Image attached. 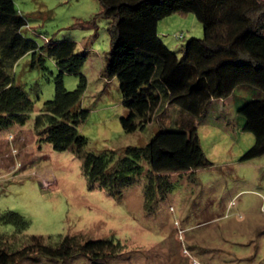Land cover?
Masks as SVG:
<instances>
[{"label":"rangeland","instance_id":"374dc122","mask_svg":"<svg viewBox=\"0 0 264 264\" xmlns=\"http://www.w3.org/2000/svg\"><path fill=\"white\" fill-rule=\"evenodd\" d=\"M13 1L26 19L25 36L40 47L50 39L73 40L75 51L86 55L79 103L87 115L77 125L87 141L83 151L112 152L118 158L126 146L145 145L158 123L154 119L131 132L121 127L119 117L126 110L117 77L104 73L110 37L99 0ZM157 30L178 55L184 42L203 35L202 23L192 13L167 15ZM42 55L26 53L12 69L14 82L33 108L25 123L0 129V212L24 217L27 226L17 235L21 239L30 234L52 240L59 234L78 235L112 238L123 248L95 259L82 252L67 257L36 254L16 264H264V154L241 159L254 138L242 128L237 110L256 90L237 88L213 101L198 123L199 141L211 165L171 173L147 194L143 162L141 175L110 192L90 185L82 154L56 150L38 139L34 118L44 101L53 98L59 74L54 59ZM61 78L68 90L80 83V74L64 72ZM1 231L11 234L14 225L0 223Z\"/></svg>","mask_w":264,"mask_h":264},{"label":"trees","instance_id":"16d2710c","mask_svg":"<svg viewBox=\"0 0 264 264\" xmlns=\"http://www.w3.org/2000/svg\"><path fill=\"white\" fill-rule=\"evenodd\" d=\"M100 14L108 19L110 48L104 73L116 76L125 113L119 117L126 132L156 120L158 130L143 146H126L115 158L112 152H85L86 137L77 125L86 118L80 107L85 76L80 68L85 54L75 51V41L50 39L40 47L23 34L26 19L13 0H0V129L23 124L33 101L14 82L12 69L26 53L54 59L59 74L55 92L34 118L39 141L56 150L70 148L83 155V170L91 186L118 192L141 175L147 164L150 193L171 173L194 171L212 162L200 144L197 125L215 100L227 98L237 88L255 91L238 106L242 128L253 143L242 154L247 160L264 154V2L261 0H99ZM192 13L202 23L203 35L184 42L178 55L161 39L158 21L170 14ZM42 52V53H41ZM42 55V56H41ZM80 74L75 89L63 86L62 74ZM154 113V116H153ZM0 223L14 225L11 234L0 232V264H16L36 254L67 257L77 252L91 258L114 255L122 244L112 238L82 236L17 235L27 221L15 211L0 212Z\"/></svg>","mask_w":264,"mask_h":264}]
</instances>
